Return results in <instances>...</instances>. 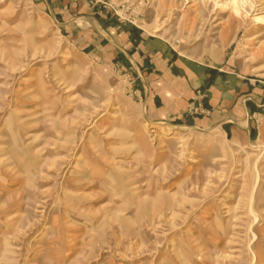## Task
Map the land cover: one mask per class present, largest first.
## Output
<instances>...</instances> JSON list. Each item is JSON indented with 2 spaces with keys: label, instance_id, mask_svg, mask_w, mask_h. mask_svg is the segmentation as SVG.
<instances>
[{
  "label": "rangeland",
  "instance_id": "rangeland-1",
  "mask_svg": "<svg viewBox=\"0 0 264 264\" xmlns=\"http://www.w3.org/2000/svg\"><path fill=\"white\" fill-rule=\"evenodd\" d=\"M89 1L264 83V0ZM64 37L33 0H0V264H264V107L250 141L151 125L136 72Z\"/></svg>",
  "mask_w": 264,
  "mask_h": 264
},
{
  "label": "crops",
  "instance_id": "crops-1",
  "mask_svg": "<svg viewBox=\"0 0 264 264\" xmlns=\"http://www.w3.org/2000/svg\"><path fill=\"white\" fill-rule=\"evenodd\" d=\"M33 2L49 13L82 58L136 72V94L143 98L151 125L205 128L224 137L226 130L233 135L239 130L251 140L252 118L264 107L263 82L233 84L236 79L228 67L216 74L214 67L181 58L165 42L117 22L89 0ZM239 139L235 141L240 143Z\"/></svg>",
  "mask_w": 264,
  "mask_h": 264
},
{
  "label": "bare ground",
  "instance_id": "bare-ground-1",
  "mask_svg": "<svg viewBox=\"0 0 264 264\" xmlns=\"http://www.w3.org/2000/svg\"><path fill=\"white\" fill-rule=\"evenodd\" d=\"M140 133H141V132H140ZM140 133H139V134H140ZM143 139H144V136H143V135H141V134L138 135V140H142V141H143ZM146 141H147V140H146ZM147 142H148V141H147ZM145 143H146V142H145ZM141 148H142V147H141ZM149 148H150V147H149ZM219 160H221V159H219ZM219 160H217V158H216L215 161L217 162V161H219Z\"/></svg>",
  "mask_w": 264,
  "mask_h": 264
}]
</instances>
